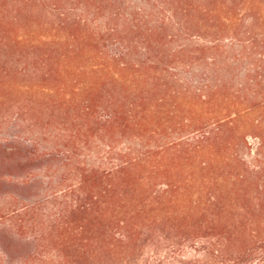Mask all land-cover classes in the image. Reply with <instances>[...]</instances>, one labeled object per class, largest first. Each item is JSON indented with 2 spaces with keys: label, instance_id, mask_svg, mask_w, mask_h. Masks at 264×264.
Returning <instances> with one entry per match:
<instances>
[{
  "label": "trees",
  "instance_id": "16d2710c",
  "mask_svg": "<svg viewBox=\"0 0 264 264\" xmlns=\"http://www.w3.org/2000/svg\"><path fill=\"white\" fill-rule=\"evenodd\" d=\"M166 28L209 39L200 49L179 47L164 54L167 36L159 44L153 38ZM196 50L213 53L204 54L211 67L192 86L175 71ZM223 51L234 55H223V61ZM12 76L35 82L19 83L23 94L37 88L50 100L48 108L65 110L63 119L71 126L63 129L66 148L59 151L72 157L94 137L109 138L105 144L112 152L114 135L131 130L142 136L147 123L165 120L169 97L180 94L188 96L190 108H202L211 95L221 94L233 107L228 120L244 118V128L260 133L257 163L247 173L210 178L212 185L230 190L253 186L249 206L221 205L215 194L203 204L201 192L184 190L191 178L171 181L167 172L169 157L183 150L203 153L220 131L235 129L232 124L212 127L204 125L205 117L187 118L186 135L135 157L132 150L117 154L107 168L70 159L76 181L66 190L51 201L0 214V264H139L142 239L156 233L155 226L177 231L180 241L208 240L204 250L213 256L224 254L235 240L237 259L264 249L258 245L264 242V119L251 117L256 110L264 115V0H0L4 95L14 88ZM30 102H15L16 116ZM149 131L153 136L159 127ZM192 133L199 135L188 139ZM247 134L239 130L234 138L248 143ZM152 154L160 163L149 164Z\"/></svg>",
  "mask_w": 264,
  "mask_h": 264
},
{
  "label": "rangeland",
  "instance_id": "374dc122",
  "mask_svg": "<svg viewBox=\"0 0 264 264\" xmlns=\"http://www.w3.org/2000/svg\"><path fill=\"white\" fill-rule=\"evenodd\" d=\"M160 33L154 36L153 43L160 41L163 35L167 36L164 54L173 52L175 48L179 47L191 50L200 49L202 44L207 43L205 38L209 39V37L191 36L187 32H178L170 28H166ZM168 35L175 37L169 38ZM212 53L210 50L208 53L196 50L192 59L184 57L186 64L178 66L175 71L177 77L183 83L186 82L192 86L198 85L200 80L203 81L206 77L205 72L211 67L210 62L203 60L204 54L208 57ZM223 55L232 57L234 52L225 53L223 51ZM222 58L224 61V56ZM246 62L250 61L246 60ZM206 68H208L207 71ZM237 71V67H231L232 73ZM10 78L14 88L6 95L4 92H0V95H3L0 97V214L13 207L35 201L48 198L51 201L50 197L53 194L66 190L76 181L75 169L72 165L67 164L70 163V159L80 160L87 166L110 167L112 163L117 162L116 157L124 152L132 150L131 156L135 157L149 150L148 148L151 146L162 144L164 141H174L178 136L186 135V130L189 128L184 120L191 117L197 119L205 117L204 125L218 127L221 126L220 124H225L226 127L232 124L235 129L227 128L224 132L220 131L221 134L218 135L216 142L208 143L203 153H188L183 150L179 154L180 156L169 157V160L166 161L170 166L167 171L170 180L191 178V184L185 183L184 190L187 195L201 192L203 204L208 203L209 194L220 195L222 199L218 202L221 205L249 206L253 204L250 199L251 194L256 192L253 186L244 184L230 190L224 184L219 186L210 183V178L214 174L219 177L221 174L228 176L235 173H247V170L257 163L259 130L244 128L243 126L248 124L244 118L233 122L228 120L227 116L233 112V107L230 105V100L221 94L211 95L210 101L202 108L198 105V107L190 108V105L186 103L188 100L186 95L169 97L165 120L157 123V120L153 119L155 121L147 123L145 127L148 130H145L142 136H136L137 134L131 130L124 134L114 135L110 140L114 142L116 149L112 152L111 148L105 144L109 138L104 140L102 137H94L90 139L89 147L81 149L72 157L73 155L68 156L66 152L59 151V149L66 148L63 129L65 125L71 126V124H65L63 119L65 110L56 107L48 108L50 100L43 96L37 88L31 94H23L16 88L19 83L35 84V82L25 79L22 81L16 76ZM7 84L8 81L5 85ZM222 93L224 94L226 91ZM189 99L195 100L196 104L199 103L197 98L189 97ZM27 100H31V102L25 106L23 115L16 116L17 104L24 106ZM15 102L18 103L13 105ZM251 117L264 119L263 113L259 110L253 112ZM155 126L159 127V133L150 136L149 130H153ZM239 130L248 133V143L234 138ZM198 135L199 133H192L188 139H193ZM239 159L241 161H238ZM146 160L152 165L160 163L153 154ZM203 162L206 163V168H202ZM140 171L145 173L146 168L142 167ZM155 181L158 185H162L160 177ZM262 195L264 204V193ZM48 205L52 207L54 204L52 202ZM177 205L179 204L176 203L173 208ZM170 207L171 205H168L169 209ZM155 229H157L156 233H151L150 237L142 239L141 246H143L138 250L136 256L139 264H219L221 261H228L231 264L234 259L236 260L235 264H264V249L237 259L240 242L236 240L229 244V248L224 254L213 256L204 250L205 247H209L206 239L185 242L180 241V238L176 236L178 232L175 230L156 226ZM173 243H176L175 246H172ZM258 245H264V242Z\"/></svg>",
  "mask_w": 264,
  "mask_h": 264
}]
</instances>
